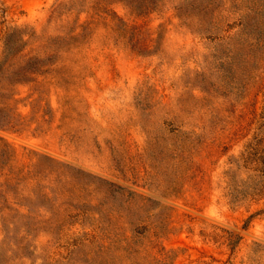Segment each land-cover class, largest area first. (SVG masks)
I'll list each match as a JSON object with an SVG mask.
<instances>
[{"label":"rangeland","instance_id":"1","mask_svg":"<svg viewBox=\"0 0 264 264\" xmlns=\"http://www.w3.org/2000/svg\"><path fill=\"white\" fill-rule=\"evenodd\" d=\"M264 0H0V264H264Z\"/></svg>","mask_w":264,"mask_h":264},{"label":"trees","instance_id":"2","mask_svg":"<svg viewBox=\"0 0 264 264\" xmlns=\"http://www.w3.org/2000/svg\"><path fill=\"white\" fill-rule=\"evenodd\" d=\"M259 165H260L262 179L264 181V151H263L261 159L259 160Z\"/></svg>","mask_w":264,"mask_h":264}]
</instances>
